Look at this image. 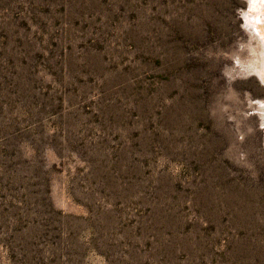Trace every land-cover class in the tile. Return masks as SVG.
Segmentation results:
<instances>
[{
	"label": "rangeland",
	"instance_id": "1",
	"mask_svg": "<svg viewBox=\"0 0 264 264\" xmlns=\"http://www.w3.org/2000/svg\"><path fill=\"white\" fill-rule=\"evenodd\" d=\"M248 14L264 0H0V264H264Z\"/></svg>",
	"mask_w": 264,
	"mask_h": 264
},
{
	"label": "bare ground",
	"instance_id": "2",
	"mask_svg": "<svg viewBox=\"0 0 264 264\" xmlns=\"http://www.w3.org/2000/svg\"><path fill=\"white\" fill-rule=\"evenodd\" d=\"M251 17H252L251 15H249V14L247 15V18H250L249 20L253 21V19ZM254 21H253V23H254L253 25L255 27L254 28L255 29V33L260 38V40L262 42V48H263L262 54L264 55V19H262L260 21L254 19ZM258 72H259V75H261V77L263 79V83H264V56H263V64L261 65V67H259Z\"/></svg>",
	"mask_w": 264,
	"mask_h": 264
}]
</instances>
